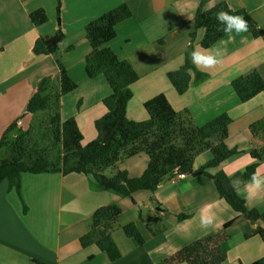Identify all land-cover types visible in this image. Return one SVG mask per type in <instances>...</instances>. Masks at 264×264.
<instances>
[{
    "label": "crops",
    "instance_id": "0c3cea01",
    "mask_svg": "<svg viewBox=\"0 0 264 264\" xmlns=\"http://www.w3.org/2000/svg\"><path fill=\"white\" fill-rule=\"evenodd\" d=\"M222 1L232 10L244 9L256 25L264 29V0H61L59 21L56 0H0V138L18 118V127L27 129L33 117L26 114L25 108L38 82L45 77L58 78L55 55L32 54L35 40L53 34L58 28L64 33V39L59 44L57 58L77 85L60 100L61 119H75L83 146L97 137L94 121L105 114L102 100L110 94V89L101 76L89 79L85 75L84 59L90 46L84 27L124 4L131 17L115 26L116 36L106 46L119 59L129 62L139 77L131 86L132 98L126 106V118L146 120L148 115L143 104L157 94L165 95L175 111H188L197 126L227 114L232 122L225 144L243 154L223 161L208 173L224 172L231 176L243 170L252 162L247 152L257 145L249 125L264 117V94L241 103L231 81L253 70L264 80V40L253 38L248 32L227 34L210 47L222 52L221 64L207 70L195 67L207 77L194 83L190 72V87L183 95H177L166 78L168 72L183 64L192 33L193 48L200 46L204 31L196 30L193 22L200 4L203 10H208ZM40 8L45 11L47 22L34 26L28 16ZM203 154L201 160L195 157L194 170L211 158L210 152ZM147 164L148 157L141 153L121 161L117 168L125 170L130 178H136ZM257 171L264 175V161ZM90 182V177L75 173L23 174L20 178L22 201L7 181L1 182L0 264H36L34 261L42 264H166L167 257L195 240L217 233L224 223L236 217L218 197L212 180L204 176H174L155 193L138 191L131 198L96 191ZM236 192L249 209L264 213V194L249 200L242 187ZM213 202H217L214 210L222 224L204 229L199 223L200 210ZM110 204L121 208L120 227L134 223L144 238V244L139 246L120 229L115 231L112 236L121 256L114 262L95 246L82 248L79 243L94 211ZM178 215L189 217L178 221ZM154 216L160 220L154 227L159 229L157 234H152L146 226V220ZM257 227H264V221L250 223L241 218L234 223L228 230L226 259L220 264H250L262 258L264 244L260 238H245L246 233Z\"/></svg>",
    "mask_w": 264,
    "mask_h": 264
},
{
    "label": "trees",
    "instance_id": "16d2710c",
    "mask_svg": "<svg viewBox=\"0 0 264 264\" xmlns=\"http://www.w3.org/2000/svg\"><path fill=\"white\" fill-rule=\"evenodd\" d=\"M25 2L27 0H20ZM61 0H56V16L59 21ZM243 16L249 24L248 33L253 38L264 40V29L259 28L251 16L244 10H232L226 2H219L208 10L198 7L193 22L194 28L203 29L199 45L210 48L214 43L226 37L215 19L220 11ZM34 26L47 22L45 11L40 8L29 13ZM129 8L122 4L90 21L84 27L85 39L90 52L84 59V72L87 78L102 76L110 94L102 100L106 112L94 121L97 137L82 145V134L75 119L62 120L60 115L61 98L76 89V83L69 77L66 69L57 58L59 44L64 33L58 28L53 34L38 37L33 46L34 56L55 55L58 72V87L49 77L42 78L34 94L28 100L25 112L33 117L27 129L18 127L20 118L13 121L0 138V183L7 181L22 201L20 178L23 174H82L91 178V186L96 191L116 194L121 198H131L135 192L148 191L152 194L177 174L204 176L212 180L218 197L223 198L236 213V217L224 223L221 229L212 235L195 240L182 247L165 259L166 264H220L226 259L225 244L229 240V228L241 218L250 223L264 221V213L249 209L245 201L237 195L242 187L233 184L234 180H248L264 161V117L249 125V131L257 145L247 153L255 157L243 170L231 176L224 172L214 175L209 169L220 163L243 154L235 148H228V126L232 119L221 114L202 126L192 121L188 111H175L163 94H157L143 104L148 115L144 121H131L126 118V106L132 98L131 86L138 80V74L129 62L118 58L106 44L115 36V26L130 18ZM206 29V31H205ZM194 33L190 35V44L184 53L183 64L166 74V78L177 95H183L190 87L191 75L194 83L203 81L207 75L198 71L192 64L190 52L193 49ZM70 49V48H69ZM231 87L238 100L245 103L256 95L264 94V80L253 70L231 81ZM210 152L211 158L196 170L193 162L196 156ZM148 157L143 173L130 178L125 170L117 165L138 154ZM114 168L111 176L103 171ZM23 211L26 207L23 205ZM157 212H162L159 209ZM121 208L110 204L97 208L87 221V231L80 237L82 248L95 246L104 253L109 261L120 258L121 253L112 234L118 227L116 221ZM189 216L178 215L181 221ZM155 216L146 220V226L152 234L159 223ZM123 235L137 245L144 244V238L134 223L119 228ZM257 236L264 244V227H257L245 238ZM36 264H42L34 261ZM250 264H264V256Z\"/></svg>",
    "mask_w": 264,
    "mask_h": 264
},
{
    "label": "clouds",
    "instance_id": "9594fccd",
    "mask_svg": "<svg viewBox=\"0 0 264 264\" xmlns=\"http://www.w3.org/2000/svg\"><path fill=\"white\" fill-rule=\"evenodd\" d=\"M214 6V5H213ZM215 19L219 25H222V30L225 34L240 33L249 31L248 21L241 15L230 14L228 11L220 10L215 14ZM206 31V29H205ZM190 59L192 64L201 70L213 69L221 64L222 52L220 50L213 51L210 48H204L202 46L195 47L190 52ZM203 153L196 157V160H201ZM249 161H254L255 157L251 154H247ZM194 167H199L198 164H194ZM234 185L241 186L246 192L248 199H254L261 194H264V175H261L258 171L253 172L248 180L237 179L233 181ZM223 200V198H221ZM226 207L227 202L224 201ZM217 207V202L205 205L199 214L200 226L204 229H208L214 226H219L222 221L219 219L217 211L214 208Z\"/></svg>",
    "mask_w": 264,
    "mask_h": 264
},
{
    "label": "rangeland",
    "instance_id": "374dc122",
    "mask_svg": "<svg viewBox=\"0 0 264 264\" xmlns=\"http://www.w3.org/2000/svg\"><path fill=\"white\" fill-rule=\"evenodd\" d=\"M56 18H57V16H56ZM60 55H61V53H60ZM102 77V76H101ZM102 79L105 81V79L102 77ZM51 80L53 81V84H54V86H56V88L58 87V81H57V79L55 80L54 78H51ZM105 83H106V81H105ZM106 85H107V83H106ZM108 86V85H107ZM109 88V87H108ZM80 106V104H79V102L77 103V107H79ZM114 168H111V169H106L105 171H103V174L104 175H106V176H111V175H113V173H114ZM119 220L117 219V221H116V226L118 227V229H116L115 231H117V230H119V228H121L120 227V225H119V222H118ZM122 232V231H121ZM227 243V242H226Z\"/></svg>",
    "mask_w": 264,
    "mask_h": 264
},
{
    "label": "built area",
    "instance_id": "2783aa9c",
    "mask_svg": "<svg viewBox=\"0 0 264 264\" xmlns=\"http://www.w3.org/2000/svg\"><path fill=\"white\" fill-rule=\"evenodd\" d=\"M185 175L184 174H177L175 177L176 178H183Z\"/></svg>",
    "mask_w": 264,
    "mask_h": 264
}]
</instances>
